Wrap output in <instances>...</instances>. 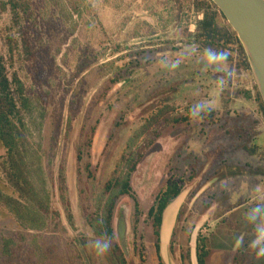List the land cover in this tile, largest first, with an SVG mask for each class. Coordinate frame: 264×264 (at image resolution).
<instances>
[{
    "label": "rangeland",
    "instance_id": "obj_1",
    "mask_svg": "<svg viewBox=\"0 0 264 264\" xmlns=\"http://www.w3.org/2000/svg\"><path fill=\"white\" fill-rule=\"evenodd\" d=\"M28 1L33 16L25 25V34L33 55L17 57L14 69L30 102L26 112L29 143L19 152L15 167L0 145V234L25 239L15 249L23 263L35 255L31 245L37 240L50 249L51 264H116L112 254L116 249L126 264H159L147 213L168 179L178 175L184 182L183 191L164 215L163 226L173 218L174 227L168 243L165 237L163 246L160 243L162 264H181L188 248L191 264H196L198 237L212 240L230 221L240 217L242 222L256 202L251 190L264 184V177L221 178L219 174L224 166H264L262 121L253 144L258 148L255 157L233 151L232 141L216 130L202 136L194 124L161 129L160 139L130 175V194L117 196L118 190L113 189L115 237L111 251L101 258L88 244L99 237L95 227L107 211L105 186L115 170L117 177L126 178L125 164L119 167V163L145 137L142 127L150 118L148 106L154 100L149 99L154 91L177 85L179 94L174 101L179 107L207 99L219 113L247 111L257 118L255 105L227 100L226 90L236 88L234 78L216 95L215 74L202 72L194 58L174 74L159 69L156 61L160 57H175L189 47L173 38L172 4L162 0ZM196 18L191 19L192 30ZM10 24V12L0 14V55H7L4 36ZM244 82L249 89L247 79ZM40 204L49 210L46 231L19 228L13 208L33 211ZM177 206L185 208L181 223L180 210L175 215ZM121 219L127 223L125 248L117 233ZM251 232L252 228L242 236V246L236 243L231 252L225 251L226 241H218L207 264H234L236 257L240 264H264L247 249ZM82 241L86 247L79 257L75 250L79 251Z\"/></svg>",
    "mask_w": 264,
    "mask_h": 264
},
{
    "label": "trees",
    "instance_id": "obj_2",
    "mask_svg": "<svg viewBox=\"0 0 264 264\" xmlns=\"http://www.w3.org/2000/svg\"><path fill=\"white\" fill-rule=\"evenodd\" d=\"M162 1L164 4H168V6L172 4L175 10V15L172 20L174 19L173 22L176 30L173 38H178L179 43L188 46H197L201 50L208 47L227 49L232 53L229 58V63L236 70L234 76L236 88L234 91L226 90V98L229 101L240 99L252 102L256 107L255 111L258 117L254 118L247 111L235 110L225 113L213 111L203 122L194 123L189 116L192 105L179 107L174 101L175 97L179 94L177 85H171L154 91L149 99V101L151 99L154 101L148 106L151 115L142 127V133L145 137L141 144L129 156L123 155L119 163V167L125 164L124 167L128 171L126 178L122 179L117 177L118 170H115L111 180L105 186V192L109 195L106 203L107 211L98 219L99 221L95 230L98 236L106 234L113 240L115 237L112 226V211L114 208L113 189L118 190L116 193L117 196H128L130 194V175L135 172L140 160L143 159L146 153L160 139L161 129L165 127H186L194 124V127H197L199 130L198 134L202 136H206L211 130H216L219 132V136L232 141L231 149L233 151L244 153L248 157L258 156V148L253 144L258 136V125L261 121L264 124V104L236 33L210 0ZM6 12H10L11 24L6 29L7 33L4 36L7 55H0V145L5 150L6 158L10 166L15 167V161L17 160L19 152L29 143L26 112L29 109L30 102L27 97V89L19 73L14 69V64L17 57L19 59H30L33 55L31 42L25 34V25L33 16V12L28 0H0V14ZM193 15L197 17L193 24L194 30L191 28ZM245 79L249 82V89L244 87ZM130 148L127 146L125 149ZM78 160L81 161L80 153ZM221 169V174L218 173L221 175V178L237 177L245 174L254 177H264V166L250 167L248 169L246 166H224ZM8 177L12 179L11 174H8ZM183 183V180L178 175L169 178L147 213V217L153 223L154 237L156 239L154 246L155 255L159 264H162L160 243L164 215L168 207L181 195ZM20 209L13 208L11 211L19 228L37 233L46 231L49 210L41 204L37 210L33 211L30 209ZM184 210L185 208L182 207L178 214L179 223L183 222ZM239 218L230 221L228 228L225 227L226 229L224 231H217L214 234L215 236H212V240L198 237L196 245L198 264L208 263L212 253L218 249V246H215L218 241L219 243L226 241L228 245L225 251L231 252L238 239L250 232L251 226L246 223L244 224V220L240 222ZM69 222L71 223L72 220L70 219ZM233 226L238 229L235 230L236 228L234 229ZM219 235L221 239H217ZM213 242L214 244L212 245ZM22 244H25V239L21 236H16L11 233L8 236L0 234V264L4 262H9V264H51L49 262L50 256H48L50 249L37 240H33V245H31L36 251L35 255L29 256L28 262L24 261L25 263H23L22 258L15 251ZM81 245L80 248L78 247L79 251L78 249L75 250L79 257H82L81 250H85L86 247L83 241ZM172 246L171 244V250H173ZM52 252L55 253L54 251ZM184 252L185 254L182 256L181 264H191L189 248ZM112 254L114 257H117L114 258L116 264H126L123 253L119 249H116V252L115 250L112 251ZM234 261V264H240L239 258L236 257Z\"/></svg>",
    "mask_w": 264,
    "mask_h": 264
},
{
    "label": "clouds",
    "instance_id": "obj_3",
    "mask_svg": "<svg viewBox=\"0 0 264 264\" xmlns=\"http://www.w3.org/2000/svg\"><path fill=\"white\" fill-rule=\"evenodd\" d=\"M232 53L227 49L204 48L189 46L175 57H160L156 63L159 69L167 74H174L186 61L195 59L202 72L211 71L215 74L214 91L216 95L222 94L226 85L234 78L236 70L229 63ZM214 111V104L207 99L194 103L189 116L194 123H200ZM252 198L255 204L244 213V221L252 228L251 238L247 249L256 261L264 260V184L256 185L252 190ZM113 239L102 235L89 241L88 247L97 257L106 256L113 246ZM243 244V237L237 241V246Z\"/></svg>",
    "mask_w": 264,
    "mask_h": 264
},
{
    "label": "water",
    "instance_id": "obj_4",
    "mask_svg": "<svg viewBox=\"0 0 264 264\" xmlns=\"http://www.w3.org/2000/svg\"><path fill=\"white\" fill-rule=\"evenodd\" d=\"M210 1L218 8L229 26L236 33L264 104V0ZM164 227L165 225L162 226V230ZM126 232V220L121 219L117 224V233L124 248L126 247ZM164 237L161 232L162 246ZM195 258L196 264H198L196 251Z\"/></svg>",
    "mask_w": 264,
    "mask_h": 264
},
{
    "label": "crops",
    "instance_id": "obj_5",
    "mask_svg": "<svg viewBox=\"0 0 264 264\" xmlns=\"http://www.w3.org/2000/svg\"><path fill=\"white\" fill-rule=\"evenodd\" d=\"M169 208V207H168ZM179 212L180 210V207L177 206V209L175 210V215H176V212ZM173 215V214H172ZM176 216H174V219H175ZM173 218H171V220L167 221L165 227H167V230L165 232V227H164V233H165V241L168 243V240H169V237H170V231H172L173 227H174V220L172 221ZM162 235H163V230H162Z\"/></svg>",
    "mask_w": 264,
    "mask_h": 264
},
{
    "label": "bare ground",
    "instance_id": "obj_6",
    "mask_svg": "<svg viewBox=\"0 0 264 264\" xmlns=\"http://www.w3.org/2000/svg\"><path fill=\"white\" fill-rule=\"evenodd\" d=\"M171 210H173V209H170V212H171ZM166 225V224H165ZM166 230H167V227H165V232H166Z\"/></svg>",
    "mask_w": 264,
    "mask_h": 264
}]
</instances>
